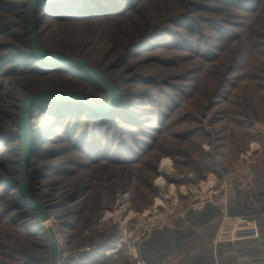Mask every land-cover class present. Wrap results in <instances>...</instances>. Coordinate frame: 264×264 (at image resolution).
I'll use <instances>...</instances> for the list:
<instances>
[{"label":"rangeland","instance_id":"rangeland-1","mask_svg":"<svg viewBox=\"0 0 264 264\" xmlns=\"http://www.w3.org/2000/svg\"><path fill=\"white\" fill-rule=\"evenodd\" d=\"M68 1L40 10L41 43L89 61L121 99L104 114L30 109L43 225L16 184L20 106L39 92L108 94L72 66L32 60L29 0H0V264H50L49 227L59 264H157L211 246L232 221L231 235L245 233L264 183V0Z\"/></svg>","mask_w":264,"mask_h":264},{"label":"water","instance_id":"water-1","mask_svg":"<svg viewBox=\"0 0 264 264\" xmlns=\"http://www.w3.org/2000/svg\"><path fill=\"white\" fill-rule=\"evenodd\" d=\"M63 1V0H30L27 4L26 17L28 25V35L30 36L31 46L35 57L42 63L53 66H73L81 70L87 76L98 83L108 94V101L100 103L95 99L80 93H63L55 91L39 92L28 96L20 106V131L18 136L21 138V150L19 158L18 178L16 184L19 185L21 195L27 204L31 205L36 212L39 221L44 224L51 218L50 212L42 201L35 195L29 180L28 161L32 151L33 137L29 124L30 109L40 102H76L82 103L97 113H108L115 108L121 99V94L115 83L110 80L102 71L93 66L89 61L75 55L52 53L48 51L39 38L38 13L39 6L44 3ZM51 237V260L50 264H59V255L62 250L59 248L58 238L49 227Z\"/></svg>","mask_w":264,"mask_h":264},{"label":"crops","instance_id":"crops-1","mask_svg":"<svg viewBox=\"0 0 264 264\" xmlns=\"http://www.w3.org/2000/svg\"><path fill=\"white\" fill-rule=\"evenodd\" d=\"M260 163L263 168L264 162ZM262 173L264 174L263 169ZM263 187L264 183H261L260 193L255 201L256 218L243 227L246 235H231L233 230L237 231V226L235 221H227L231 223L219 229L211 246L208 243L203 250L195 251L182 245L173 251L154 256L157 264H264ZM142 261L144 263L140 264H147L148 259L145 257Z\"/></svg>","mask_w":264,"mask_h":264},{"label":"trees","instance_id":"trees-1","mask_svg":"<svg viewBox=\"0 0 264 264\" xmlns=\"http://www.w3.org/2000/svg\"><path fill=\"white\" fill-rule=\"evenodd\" d=\"M30 1V0H29ZM64 2L65 1H68V0H63ZM69 2V1H68ZM67 3V2H66ZM18 4H20V6H25L23 3H18ZM15 5H16V3H15ZM44 5H46V3H44V4H41L40 6H39V8L40 9H42V7L44 6ZM41 12V11H40ZM39 14V13H38ZM5 31L3 30V29H0V35L1 34H3ZM31 53H32V51H31ZM23 57H24V54H26V53H20ZM33 54V53H32ZM33 56H34V54H33ZM34 59H32V60H34V61H36V62H41L40 60H36L35 58V56L33 57ZM41 64L42 65H45L44 63H42L41 62ZM61 66V65H60ZM55 67H57V68H59L58 66H55ZM72 68L73 69H76V70H78V71H80V72H82L81 70H79V69H77L76 67H73L72 66ZM63 72H65L66 73V71H63ZM85 74V73H84ZM100 88H102L98 83H96ZM102 90L106 93V91L102 88ZM96 101H101V100H99V99H97V98H94ZM67 105L68 106H80V105H83L82 103H76V102H67ZM57 109H58V112H61L62 113V111H61V109L59 108V107H57ZM55 112H57V110H55ZM109 113V112H108ZM19 137V136H18ZM24 202H25V200H24ZM26 203V202H25ZM27 204V203H26Z\"/></svg>","mask_w":264,"mask_h":264},{"label":"bare ground","instance_id":"bare-ground-1","mask_svg":"<svg viewBox=\"0 0 264 264\" xmlns=\"http://www.w3.org/2000/svg\"><path fill=\"white\" fill-rule=\"evenodd\" d=\"M165 165H166V166H165ZM164 166H165V167H164ZM163 167H164V168H163ZM163 167H162V169H161V173H162L163 175H165V174H167V172H168V170H169V168H170V163H169L168 161L164 160V161H163ZM109 215H111V214H109ZM51 222H52V219H49V220H47L46 222H44L43 225L49 226Z\"/></svg>","mask_w":264,"mask_h":264},{"label":"built area","instance_id":"built-area-1","mask_svg":"<svg viewBox=\"0 0 264 264\" xmlns=\"http://www.w3.org/2000/svg\"><path fill=\"white\" fill-rule=\"evenodd\" d=\"M241 234L246 235V233L239 232L236 237L241 236ZM58 244H59V242H58ZM59 248H60V246H59ZM60 250H62V249L60 248Z\"/></svg>","mask_w":264,"mask_h":264}]
</instances>
